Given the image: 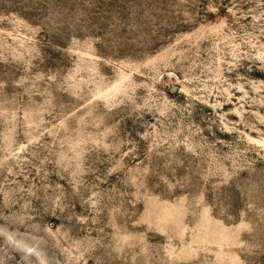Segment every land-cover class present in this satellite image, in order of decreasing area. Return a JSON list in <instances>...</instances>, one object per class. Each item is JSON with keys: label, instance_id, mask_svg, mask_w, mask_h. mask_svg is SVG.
Listing matches in <instances>:
<instances>
[{"label": "rangeland", "instance_id": "1", "mask_svg": "<svg viewBox=\"0 0 264 264\" xmlns=\"http://www.w3.org/2000/svg\"><path fill=\"white\" fill-rule=\"evenodd\" d=\"M0 264H264V0H0Z\"/></svg>", "mask_w": 264, "mask_h": 264}]
</instances>
